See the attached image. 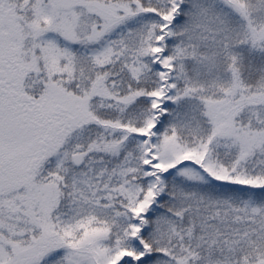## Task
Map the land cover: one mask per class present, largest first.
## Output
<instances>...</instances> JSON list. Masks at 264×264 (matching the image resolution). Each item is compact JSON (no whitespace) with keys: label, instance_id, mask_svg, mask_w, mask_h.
<instances>
[{"label":"snow or ice","instance_id":"6c2138e0","mask_svg":"<svg viewBox=\"0 0 264 264\" xmlns=\"http://www.w3.org/2000/svg\"><path fill=\"white\" fill-rule=\"evenodd\" d=\"M0 264H264V0H0Z\"/></svg>","mask_w":264,"mask_h":264}]
</instances>
